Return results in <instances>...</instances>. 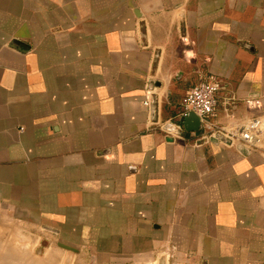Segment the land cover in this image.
<instances>
[{"label": "crops", "instance_id": "crops-1", "mask_svg": "<svg viewBox=\"0 0 264 264\" xmlns=\"http://www.w3.org/2000/svg\"><path fill=\"white\" fill-rule=\"evenodd\" d=\"M209 74L264 122V0H0V264H264V136L174 119Z\"/></svg>", "mask_w": 264, "mask_h": 264}, {"label": "built area", "instance_id": "built-area-1", "mask_svg": "<svg viewBox=\"0 0 264 264\" xmlns=\"http://www.w3.org/2000/svg\"><path fill=\"white\" fill-rule=\"evenodd\" d=\"M221 89L222 85L217 76L211 74L204 76L198 83L186 91L181 101L180 111L174 119L182 122L192 112L199 119V129L202 131L203 139L219 140V136H222L227 140L225 144L230 147L240 143L248 151L258 148L264 136V122L262 120L253 118L242 126L231 130H226L214 123L213 118L215 117L217 96ZM144 105L151 108V102L148 100L144 101ZM167 122L173 123L177 128L181 127L179 124L174 123L173 119H170L159 124L160 128L165 130L164 126Z\"/></svg>", "mask_w": 264, "mask_h": 264}, {"label": "water", "instance_id": "water-1", "mask_svg": "<svg viewBox=\"0 0 264 264\" xmlns=\"http://www.w3.org/2000/svg\"><path fill=\"white\" fill-rule=\"evenodd\" d=\"M156 100H152L151 102V111L153 114L156 115ZM183 128L185 131L187 132H195V131H198L199 130V119L198 117L190 112L181 122ZM164 129L167 130V131H174L176 130L175 126L173 123L171 122H167V124L164 126ZM176 132L178 134H181V131L179 130H176ZM219 139L224 141V142H227V140L225 138H223L222 136H219ZM238 148L242 151H244L245 148H242L241 146H238ZM246 150V149H245ZM247 151V150H246ZM61 248H64L66 250H69V251H74L72 248L68 247V246H61ZM65 264H68L67 261L65 262Z\"/></svg>", "mask_w": 264, "mask_h": 264}, {"label": "rangeland", "instance_id": "rangeland-1", "mask_svg": "<svg viewBox=\"0 0 264 264\" xmlns=\"http://www.w3.org/2000/svg\"><path fill=\"white\" fill-rule=\"evenodd\" d=\"M35 247V248H34ZM6 248V247H5ZM31 250H32V255H33V257H32V259H31V264H36L35 263V261L37 262V261H39V259L37 260V257L40 255L39 254V251H40V247L39 246H37L36 244L34 245H32L31 244ZM1 262H3L4 263V261H1ZM48 264H55V260L54 259H52L50 256H48ZM27 263H29V262H27ZM38 263V262H37Z\"/></svg>", "mask_w": 264, "mask_h": 264}]
</instances>
